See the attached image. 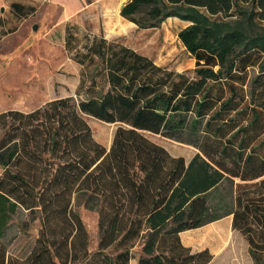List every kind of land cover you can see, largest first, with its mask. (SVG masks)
Instances as JSON below:
<instances>
[{
	"label": "trees",
	"instance_id": "1",
	"mask_svg": "<svg viewBox=\"0 0 264 264\" xmlns=\"http://www.w3.org/2000/svg\"><path fill=\"white\" fill-rule=\"evenodd\" d=\"M121 16L139 29L187 23L178 39L195 68L67 25L75 96L0 113V264H211L181 234L229 216L264 264V0H129ZM85 117L117 126L110 149ZM176 133L199 134L191 161L146 136ZM78 206L97 215L95 251ZM36 222L31 252L12 256Z\"/></svg>",
	"mask_w": 264,
	"mask_h": 264
},
{
	"label": "rangeland",
	"instance_id": "2",
	"mask_svg": "<svg viewBox=\"0 0 264 264\" xmlns=\"http://www.w3.org/2000/svg\"><path fill=\"white\" fill-rule=\"evenodd\" d=\"M128 1L0 0V113L9 110L29 113L52 100L75 96L78 69L69 61L62 38L64 24L68 21L85 26L89 31L100 29L103 35L118 38L122 44L161 66L181 73L193 70L195 61L178 39V33L188 24L178 19H168L156 29H139L120 16L121 7ZM14 3L27 7V16L14 13L11 9ZM108 7L110 11L106 14ZM30 9H35L33 15H29ZM67 15L72 16L65 22ZM109 16L128 29H108ZM35 27L37 30H34ZM85 119L95 140L109 149L116 126L91 117ZM180 135L146 134L171 155L189 160L197 152L199 134H195L193 139ZM76 211L89 233L90 251H95L99 242L97 215L82 206L76 207ZM39 227V222H36L28 237L17 239L10 250L12 256L24 258L31 252ZM182 241L193 251L210 250L214 256L211 264H252L246 241L239 233L232 231L230 217L184 233ZM139 250L136 247L135 252Z\"/></svg>",
	"mask_w": 264,
	"mask_h": 264
},
{
	"label": "crops",
	"instance_id": "3",
	"mask_svg": "<svg viewBox=\"0 0 264 264\" xmlns=\"http://www.w3.org/2000/svg\"><path fill=\"white\" fill-rule=\"evenodd\" d=\"M107 11H110L109 10V7L107 8ZM72 15H74V14H72ZM72 15H67L66 16V18H65V22L66 21H68V19H69V16L71 17ZM69 22V21H68ZM68 22H66L65 24H64V27H63V32H62V38H63V47H64V50H65V52H66V54H67V51H66V47H65V36H66V27H67V25L69 24ZM77 24V23H76ZM81 29H83V30H85V31H87L88 33H90V34H93V35H96V36H104V38L106 39V40H108V41H113V40H118V38H113V37H108L106 34H102V32L100 31V29L98 30H94V31H89V30H87V28L85 27V26H82V25H80V24H77ZM107 27H108V29H111L112 30V28H111V26L110 25H107ZM114 30H118V29H114ZM124 45V44H123ZM126 46V45H125ZM128 47V46H127ZM132 49V48H131ZM134 50V49H133ZM134 51H136V50H134ZM137 53H139L138 51H136ZM140 54V53H139ZM141 55H143V54H141ZM67 56H68V54H67ZM145 56V55H144ZM147 57V56H146ZM68 59H69V61H71L76 67H77V69H78V84H77V87H76V89H75V92H76V90H77V88H78V86H79V84H80V72H81V67L78 65V64H76L74 61H72L70 58H69V56H68ZM152 60V59H151ZM154 63L157 65V66H159V67H166V66H161V65H159V64H157L155 61H154ZM170 69V68H169ZM171 70H173V69H171ZM173 71H175V70H173ZM175 72H177V71H175ZM177 73H181V72H177ZM183 73V72H182ZM62 99V98H61ZM55 100H57V99H55ZM52 101H54V100H52ZM51 102V101H50ZM42 107V106H41ZM40 108V107H39ZM6 112V111H5ZM3 113V112H2ZM106 124V123H105ZM108 125H110V124H108ZM114 126H116V125H114ZM116 129H117V126H116ZM116 131V130H115ZM115 133V132H114ZM151 135V134H150ZM153 136H155V135H153ZM159 136V135H158ZM113 137H114V135H113ZM184 138H185V136H184ZM186 139V138H185ZM112 141H113V139H112ZM111 145H112V142H111ZM111 145H110V147H111ZM110 147H109V149H110ZM199 153V150H198V147H197V152H196V154H198ZM195 154V155H196ZM195 155L191 158V159H189V160H186L184 157H182V156H173V157H176V158H184L186 161H191L194 157H195ZM236 183H239V181L237 180L236 181ZM230 218H231V225H232V222H233V217L232 216H229ZM229 217H225V218H229ZM224 219V218H223ZM223 219H221V220H223ZM221 220H219V221H221ZM219 221H217V222H219ZM207 226V225H206ZM205 227V226H204ZM203 228V227H202ZM201 229V228H200ZM197 230H199V229H197ZM193 231H196V230H193ZM188 232H192V231H188ZM185 233H187V232H185ZM184 233H182L181 234V240H182V235H183ZM182 243H183V241H182ZM184 244V243H183ZM184 246H186L187 248H190L189 246H187V245H185L184 244ZM191 249V248H190ZM205 250V249H204ZM193 251V250H192ZM199 251H202V250H199ZM210 251V250H209ZM193 252H196V251H193ZM211 252V251H210ZM213 255V254H212ZM138 264V260H137V258L136 259H134L132 262H131V264Z\"/></svg>",
	"mask_w": 264,
	"mask_h": 264
},
{
	"label": "bare ground",
	"instance_id": "4",
	"mask_svg": "<svg viewBox=\"0 0 264 264\" xmlns=\"http://www.w3.org/2000/svg\"><path fill=\"white\" fill-rule=\"evenodd\" d=\"M101 1V0H100ZM88 7V6H87ZM116 9H117V7H116ZM84 10V9H83ZM79 13V12H78ZM106 14H108V11H106ZM120 14V13H119ZM121 16V15H120ZM180 21V20H179ZM115 22H117V23H115ZM127 22V21H126ZM108 25H110L111 26V28L112 29H118V27L120 28V30H126V29H128V27H123V24L120 22V21H118V20H116V19H114V17H110L109 16V21H108ZM134 25V24H133ZM136 26V25H135ZM173 31H174V29H173ZM174 33V32H173ZM155 35V34H154ZM144 42V41H143ZM139 45V44H138ZM160 45V44H159ZM167 48V47H166ZM178 49V48H177ZM143 51V50H142ZM152 53V52H151ZM180 53V52H179ZM145 54V53H144ZM32 60V59H31ZM20 61V60H19ZM21 63V62H20ZM30 63V62H29ZM21 65V64H20ZM22 66V65H21ZM23 67V66H22ZM31 68V67H30ZM34 68H35V66H34ZM33 69V68H32ZM31 69V70H32ZM34 70V69H33ZM28 71V70H27ZM29 72H30V70H29ZM34 75V74H33ZM30 78H31V76H30ZM19 87V86H18ZM12 88V87H11ZM19 89V88H18ZM7 91H8V89H7ZM12 91H13V89H12ZM21 91V90H20ZM9 92V91H8ZM22 92V91H21ZM29 94V93H28ZM93 124V123H92ZM95 125V124H94ZM97 130V129H96ZM98 131V130H97ZM97 134V133H96ZM107 136V135H106ZM104 137V136H103ZM98 138V137H97ZM107 138V137H106ZM217 232V231H216ZM217 235H218V233H217ZM215 237V236H214ZM217 237V236H216ZM218 238V237H217ZM203 242V241H202Z\"/></svg>",
	"mask_w": 264,
	"mask_h": 264
},
{
	"label": "water",
	"instance_id": "5",
	"mask_svg": "<svg viewBox=\"0 0 264 264\" xmlns=\"http://www.w3.org/2000/svg\"><path fill=\"white\" fill-rule=\"evenodd\" d=\"M123 8H124V6L121 7V9H123ZM34 30H37V28L35 27Z\"/></svg>",
	"mask_w": 264,
	"mask_h": 264
}]
</instances>
